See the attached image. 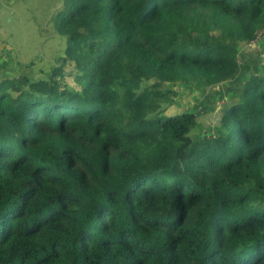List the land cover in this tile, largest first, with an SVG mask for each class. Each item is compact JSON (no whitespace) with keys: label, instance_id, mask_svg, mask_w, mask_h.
<instances>
[{"label":"trees","instance_id":"obj_1","mask_svg":"<svg viewBox=\"0 0 264 264\" xmlns=\"http://www.w3.org/2000/svg\"><path fill=\"white\" fill-rule=\"evenodd\" d=\"M63 1L61 66L0 63V264H264V0ZM237 79L216 131L168 112Z\"/></svg>","mask_w":264,"mask_h":264},{"label":"rangeland","instance_id":"obj_2","mask_svg":"<svg viewBox=\"0 0 264 264\" xmlns=\"http://www.w3.org/2000/svg\"><path fill=\"white\" fill-rule=\"evenodd\" d=\"M63 4V0H0V63L6 62L3 76L47 77L54 67L63 64L67 39L58 33L55 24ZM239 58L242 64L264 73V35L253 44L241 46ZM75 70L68 62L63 70L64 81L79 87ZM241 74L243 79L249 75L246 69ZM237 80L195 88L171 85L178 94L168 112L195 111L202 128L216 131L219 108L239 98L238 89L244 81Z\"/></svg>","mask_w":264,"mask_h":264},{"label":"built area","instance_id":"obj_3","mask_svg":"<svg viewBox=\"0 0 264 264\" xmlns=\"http://www.w3.org/2000/svg\"><path fill=\"white\" fill-rule=\"evenodd\" d=\"M263 35H264V30H260L258 32L257 37L255 39H253L249 44H253V43L257 42Z\"/></svg>","mask_w":264,"mask_h":264}]
</instances>
